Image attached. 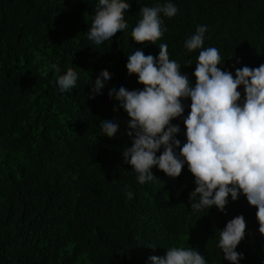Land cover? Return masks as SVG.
I'll return each mask as SVG.
<instances>
[{
    "label": "trees",
    "instance_id": "obj_1",
    "mask_svg": "<svg viewBox=\"0 0 264 264\" xmlns=\"http://www.w3.org/2000/svg\"><path fill=\"white\" fill-rule=\"evenodd\" d=\"M126 2L128 28L96 45L87 33L99 0H0V264H151L150 257L174 246L192 247L207 264H231L218 246L219 231L239 215L246 222L239 264H264L257 209L243 194L229 196L223 213L216 206L193 211L196 185L186 163L179 177L154 166L155 179L138 182L122 155L132 145L130 118L108 95L121 86L142 90L128 75L127 56L140 49L158 57L162 43L193 85L199 52L209 47L233 76L264 64V0ZM166 3L178 12L161 14L162 37L133 41L140 9ZM198 25L207 27L204 43L189 52L185 41ZM69 68L76 86L61 92L57 78ZM102 70L111 78L94 94ZM237 90L242 103L243 86ZM182 104L183 115L171 121L181 146L191 101ZM103 121L119 125L114 137L103 135Z\"/></svg>",
    "mask_w": 264,
    "mask_h": 264
},
{
    "label": "clouds",
    "instance_id": "obj_2",
    "mask_svg": "<svg viewBox=\"0 0 264 264\" xmlns=\"http://www.w3.org/2000/svg\"><path fill=\"white\" fill-rule=\"evenodd\" d=\"M129 7L126 0H99L88 40L100 45L127 29L124 14ZM140 12L142 18L132 29V39L141 45L155 44L166 31L161 14L172 18L178 9L166 3L142 7ZM206 31V26L198 25L184 47L189 52L201 49ZM127 60L128 75L135 74L143 89L130 91L121 86L108 95L119 101V107L130 118L127 135L132 138V145L125 147L122 155L137 174L138 182L155 179L151 172L154 166L171 178L179 177L186 163L196 185L189 195L193 211L216 206L223 213L229 196L236 201L243 194L249 205L257 209L259 233L264 235V64L237 68L233 76L218 67L222 64L219 51L209 47L199 52L192 73L193 85L181 73V66L169 59L166 43L159 45L158 57L137 49ZM110 78L109 72L102 70L92 87L93 93H100ZM76 82L77 73L72 68L57 78L61 92L74 89ZM240 86L244 89L242 103L237 90ZM184 99H190L191 104L183 119L186 142L181 146V141L174 138L180 128L171 121L183 115ZM99 126L103 135L110 138L119 128L112 121H103ZM161 147L163 151L157 156ZM245 230V219L239 215L219 231L218 246L231 264H239L243 258L236 248ZM149 259L151 264H207L205 257L192 247L174 246L167 249L164 257Z\"/></svg>",
    "mask_w": 264,
    "mask_h": 264
}]
</instances>
